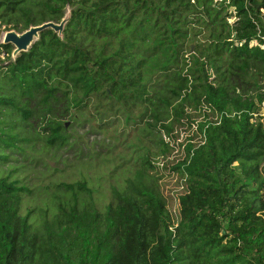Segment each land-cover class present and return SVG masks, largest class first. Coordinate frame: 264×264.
I'll list each match as a JSON object with an SVG mask.
<instances>
[{
  "label": "trees",
  "instance_id": "16d2710c",
  "mask_svg": "<svg viewBox=\"0 0 264 264\" xmlns=\"http://www.w3.org/2000/svg\"><path fill=\"white\" fill-rule=\"evenodd\" d=\"M66 3L82 6L65 41L45 30L16 63L0 44V113L18 117L0 124V161L28 141L21 121L88 105L100 119L138 107L159 158L103 211L86 179L58 183L34 233L26 189L0 176V264H264V0H0V21L23 30ZM43 130L47 146L69 141L64 121ZM163 175L177 177L176 219Z\"/></svg>",
  "mask_w": 264,
  "mask_h": 264
},
{
  "label": "rangeland",
  "instance_id": "374dc122",
  "mask_svg": "<svg viewBox=\"0 0 264 264\" xmlns=\"http://www.w3.org/2000/svg\"><path fill=\"white\" fill-rule=\"evenodd\" d=\"M11 25L0 21V41ZM191 44L194 48V43ZM0 49L3 57L0 64H5L9 62L8 56L2 47ZM34 102L31 105L35 106ZM101 111L105 113L103 119L97 116L91 105L83 110L71 107L67 114L62 115V107L59 106L46 120L40 114H35L11 130L29 139L18 142L12 148H2L9 159L0 161V176L18 180L26 189L22 192L20 214L28 216L31 233L35 232V228L42 231L45 218L53 217L55 200L63 196L58 183L86 179L92 188L96 208L103 211L114 202L113 191L121 190L127 178L134 177L141 170L145 173L143 162L148 154L152 158H159L154 145L157 137L142 133L145 132L147 120L140 118L138 107L114 112L109 105H105ZM12 113L13 108L7 109V115L5 109L0 113V124H4L2 127H6V122L10 120L18 122V117L16 114L12 117ZM59 121L68 123L64 134L69 141L62 146H47L45 137L48 132L43 130V126H55ZM163 138L168 141L167 136L163 135ZM156 174L161 176L162 172ZM176 179V176L163 175L160 184L174 219L178 215ZM88 200L85 194L81 195V204Z\"/></svg>",
  "mask_w": 264,
  "mask_h": 264
},
{
  "label": "water",
  "instance_id": "95a60500",
  "mask_svg": "<svg viewBox=\"0 0 264 264\" xmlns=\"http://www.w3.org/2000/svg\"><path fill=\"white\" fill-rule=\"evenodd\" d=\"M82 5H71L66 3L62 8V17L59 20H45L39 24H29V26L23 30H17L16 28L7 29L0 41L2 45H12L10 59L16 63L18 56L23 52H29L33 44L40 40L41 33L45 30H51L62 41H65V30L72 17L73 11L80 8ZM193 45L191 44V50ZM68 123H65L67 126Z\"/></svg>",
  "mask_w": 264,
  "mask_h": 264
},
{
  "label": "built area",
  "instance_id": "2783aa9c",
  "mask_svg": "<svg viewBox=\"0 0 264 264\" xmlns=\"http://www.w3.org/2000/svg\"><path fill=\"white\" fill-rule=\"evenodd\" d=\"M263 12H264V10H263ZM263 39H264V36H263ZM262 47H264V45H261Z\"/></svg>",
  "mask_w": 264,
  "mask_h": 264
}]
</instances>
